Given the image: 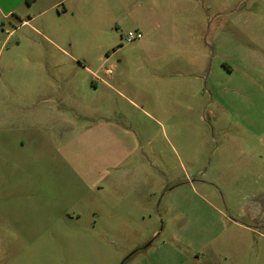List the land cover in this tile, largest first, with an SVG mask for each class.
<instances>
[{"label": "rangeland", "instance_id": "1", "mask_svg": "<svg viewBox=\"0 0 264 264\" xmlns=\"http://www.w3.org/2000/svg\"><path fill=\"white\" fill-rule=\"evenodd\" d=\"M33 1L0 0V264H264V0Z\"/></svg>", "mask_w": 264, "mask_h": 264}, {"label": "crops", "instance_id": "2", "mask_svg": "<svg viewBox=\"0 0 264 264\" xmlns=\"http://www.w3.org/2000/svg\"><path fill=\"white\" fill-rule=\"evenodd\" d=\"M36 3H38V1L34 0L33 3L30 4V6L33 7ZM32 19H34V18H32ZM136 30L144 31L146 33H148V32L149 33H154V34L156 33V29L155 28L154 29L147 28V25L142 20H137V28H136ZM215 93L217 94L216 91H215ZM239 164L242 167H249V166L252 167L253 162H240ZM231 222H232L233 225H235V226H237V227H239L241 229V234H239V239L237 241V247H240L242 245L245 248H247V244H248V248L252 247V245L254 244V238H255L254 237V235H255L254 230L251 227H249V226H247L245 224H242V223H240L238 221H231ZM243 234H245V236H240V235H243ZM244 243H245V245H244ZM222 245H223V243H222ZM163 247H164V244H162V247H159V246L156 247L154 250H152L149 253L148 256H151L152 252H154L156 254L159 253L163 249ZM174 253H175L174 249H169L168 252L166 253V255H163V256H160V257L156 256L154 258V260L153 259L147 260V261H145L146 263L143 262V264L144 263L145 264H174V260L177 257V255H176L177 252L175 253V256H174ZM235 254H236L237 259L234 262V264H244L243 261L241 259H239L240 256L238 255V253H235ZM183 257H184V260H183L182 264H192V262L186 257V255L183 256ZM251 258H252V256H251ZM247 262H248V264L252 263V261L249 263V259H248Z\"/></svg>", "mask_w": 264, "mask_h": 264}, {"label": "built area", "instance_id": "3", "mask_svg": "<svg viewBox=\"0 0 264 264\" xmlns=\"http://www.w3.org/2000/svg\"><path fill=\"white\" fill-rule=\"evenodd\" d=\"M143 34L140 31H129L126 36V41L128 43L134 42L136 40L142 39Z\"/></svg>", "mask_w": 264, "mask_h": 264}]
</instances>
